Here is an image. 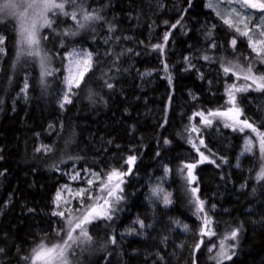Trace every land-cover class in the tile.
Returning a JSON list of instances; mask_svg holds the SVG:
<instances>
[{
    "label": "trees",
    "instance_id": "obj_1",
    "mask_svg": "<svg viewBox=\"0 0 264 264\" xmlns=\"http://www.w3.org/2000/svg\"><path fill=\"white\" fill-rule=\"evenodd\" d=\"M59 2L65 8L50 14L52 27L40 29L47 37L40 56L21 55L16 23L0 19V264H27L41 244L62 243L66 229L52 213L71 173L103 178L129 156L136 160L118 210L92 227L100 253L71 264H216L201 235L205 215L215 239L239 230L236 254L223 264H264V162L257 150L239 157V133L228 131L229 150L217 145L212 127L196 116L226 111L228 90L248 85V66L263 69L248 41L208 10L207 0ZM86 14L100 19L85 21ZM77 49L93 60L61 110L65 56ZM247 89L235 95L245 117L251 110L242 101L254 95ZM193 128L210 161L194 168L203 213L185 168ZM160 184L167 205L165 195H153ZM137 221L145 227L126 238Z\"/></svg>",
    "mask_w": 264,
    "mask_h": 264
},
{
    "label": "snow or ice",
    "instance_id": "obj_2",
    "mask_svg": "<svg viewBox=\"0 0 264 264\" xmlns=\"http://www.w3.org/2000/svg\"><path fill=\"white\" fill-rule=\"evenodd\" d=\"M70 2H75V0H70ZM229 4L233 3V0H227ZM235 3H238L241 8H248L253 10H259L261 13H264V0H235ZM19 5L15 2V0H0V13H7L9 10H14ZM32 4H29L28 7H32ZM206 7L213 9L214 11H217V15L221 16L223 19V22L228 25L230 28L235 27V30L239 32L241 35L248 37L249 40V46L251 47L252 51L256 53L257 57L264 61V39H253V37L250 35V32L253 31L252 28L248 27V24L251 20V17L248 16L246 13H241L237 11L236 9H232L227 14L222 15V13L219 11V0H208V4ZM65 8L64 2H56V0H43V12H41L37 19L33 20L32 23L27 28H22L20 32V44L21 45H27V52L26 54L29 56H40V44L41 39H47V37H41L40 36V28L42 27H52V21L49 19V17L46 15V13L52 9H59L63 11ZM67 15V13H64ZM233 15L237 17H243L239 21L234 22L231 18ZM73 19L76 18V14H72ZM100 19V17L92 15V14H86L84 15V20H96ZM261 23L257 24L255 26V29L259 31V35L261 37H264V15L260 16L258 18ZM243 24L244 28L246 30L241 31L239 27L236 26V24ZM84 25H81L83 27ZM173 27H176V25H173ZM165 42L168 40V35L166 34ZM5 43V36L0 35V45H3ZM231 44L233 47L236 45V40L233 39L231 41ZM155 48H158L163 52V45H156ZM0 51H3L2 48H0ZM21 55L25 54V50L21 49ZM84 59L83 63L90 68L91 67V55L88 53L82 54ZM206 60L209 59L207 56L204 57ZM187 59V58H186ZM44 59L41 60V64H44ZM165 70H167V65H165ZM225 74H228L229 72H232L233 75H236L237 73L233 70V68L230 67H224ZM253 69L252 66L249 65L247 68L246 73H243V79L244 80H251L253 84H255L257 91H264V75L255 76L252 74ZM44 75H51V72L48 70H45L43 73ZM80 79L74 80V79H68L67 85L69 88L72 86L78 87L80 84V80L83 79L84 72L79 73ZM239 78V77H238ZM169 83H171V77H169ZM108 87L111 88L112 85L108 84ZM249 86L245 85L242 88H236V91H244L247 90ZM27 88V83H25V89ZM229 95V102L234 105L232 109H229L228 113L225 112H215V113H209L210 116H216V115H229V113H232L233 115L231 118L234 121V124L236 125H242L240 128L241 131H243L245 128L250 129L253 133H256V135L260 139V149L261 152L264 153V132H258L256 127L253 123L249 122L248 119H240V117L243 115L239 108L235 107V95L232 93L231 89L228 90ZM71 103V100L69 99L68 94L66 93L63 98V103L61 104V107H63L64 104ZM203 117V113H200ZM206 125H211L212 121L208 119H204L203 121ZM231 125L225 124V127H230ZM235 130V129H234ZM192 131H198L196 128H193ZM165 143H168L167 140H165ZM201 144H203V141L201 140ZM50 150V149H49ZM251 150V142H246L245 151ZM39 151V149H38ZM201 155V162L204 160H207V157ZM136 160L135 156H129L128 160L126 161L129 165V168L126 172L119 171L116 169H113L106 177V180L102 183L100 191L106 192V195L103 196H93L88 193V190L81 189L77 192V195L81 198L87 197V199L94 200L95 202L91 205H83L82 207L85 208V211L80 215H72V216H66V211L70 210H57L53 211L52 215L58 216L61 219H65L68 225V231L66 233L67 239L62 240V243L53 244L50 247H45L43 244H41L37 249L33 250V264H35V261L38 259H41L42 257L47 258V264H70L69 255L72 253L73 245H76L78 243H84V242H91L92 237L88 233L87 225L92 224L97 219H103L111 221L113 219L114 213L118 210L116 205L120 203V201L123 199V197L120 195L124 191V189L121 187V185L124 183L123 177L131 173V166L134 164ZM196 167L195 164H186L185 168L188 169V182L189 184H192L195 181V176L192 174V170ZM167 172V169H165ZM79 174H77L78 176ZM76 178V177H74ZM259 179H264V170L261 171ZM95 181L89 180V186L91 187L92 184ZM159 191H162V189H154L153 195H157ZM198 189L192 188L191 192L194 198H196V204H197V211L200 213L205 212L204 208V202L201 201L198 197H196ZM61 200L60 193H57L56 196V207L59 209V201ZM164 203L165 205L171 203L169 196H164ZM31 211V209L29 210ZM79 211V210H77ZM137 223L140 224V227L143 228L145 225L142 221H137ZM211 219L207 215L203 217V226L201 228V235L202 236H212L215 235V233L212 231L211 227ZM185 230H187V226H185ZM74 233H77L76 235H73ZM59 235V233H57ZM239 236V230L234 229L229 234L225 235L223 239L220 240L219 244V252L217 253V264H223L225 260H231L233 255H235L234 251H230L231 249H234L235 245H229L226 243L229 240L235 241L238 239ZM83 238V240H81ZM111 243L115 244L116 239L113 237L111 238ZM200 247V244L196 245V249L198 250ZM211 251V249H209ZM195 264V261H194Z\"/></svg>",
    "mask_w": 264,
    "mask_h": 264
},
{
    "label": "rangeland",
    "instance_id": "obj_3",
    "mask_svg": "<svg viewBox=\"0 0 264 264\" xmlns=\"http://www.w3.org/2000/svg\"><path fill=\"white\" fill-rule=\"evenodd\" d=\"M15 2L19 6L14 10H9L6 14L0 13V19H10V18L13 19V21L16 23L17 29H18V41H17V43H18L19 51L21 53V49L23 48L25 50V53H26L27 52V45H21L19 42L20 38H21L20 32H21L22 28H27L32 23V21L37 19L39 14L41 12H43V0H15ZM56 2H59V0H56ZM147 3L150 5H153L155 7L158 5V0H147ZM29 4H32L33 6L28 7ZM207 4H208V0H207L206 5ZM206 8L208 10H210L211 12H213L223 22V19L221 18V16L217 15V11H214L213 9L208 8V7H206ZM233 8L236 9L237 11L241 12V13H246L248 16L251 17V20L248 24V27L253 29V31L250 32V35L253 37V39H257V38L258 39H264V37H261L259 35V31L255 29V26L257 24L261 23V21L258 18L260 16L264 15V13H261L259 10L248 9L246 7L241 8L238 3H235V0H233L232 4H229L227 2V0H219V11L222 13V15L227 14ZM58 11H59V9H52V10L48 11L46 13V15L49 17L50 14H54L55 12H58ZM231 18L233 19L234 22H236V21H239L240 19H242L243 17L242 16L237 17V16L233 15ZM236 26L239 27L241 29V31L246 30L244 28L243 24L237 23ZM231 29L235 30V27H233ZM237 33H239V32H237ZM239 35H241V34L239 33ZM241 36L244 37L249 43L248 37L243 36V35H241ZM1 46L2 45H0V47ZM83 53L90 54L91 58L93 60V55L91 53H89L88 51L83 50V49L71 50L65 56L63 89H62L61 97H60L59 104H58V106L61 110H63L64 107L67 104H69V103L64 104L63 107H61V104L63 103L64 95L67 93L69 96V99L71 100L73 93L77 89L76 86H72L71 88H69L67 85V80L68 79H74V80L80 79L79 73L84 72V76H85V74L89 70V68L83 63V59H84V57L82 55ZM253 53L256 55L255 52H253ZM257 59L263 64V66H262L263 69L262 70L259 69L257 71H254L252 74L255 76L264 75V61H261L258 57H257ZM92 60H91V63H92ZM80 82H81V80H80ZM247 84L249 86L248 88H250L251 91L254 92V95L251 98H246L245 102L243 100L242 105L244 106V109H250L251 112L246 117L244 115H242L240 117V119H245V118L248 119L249 122L254 124L257 131L260 132L258 130V125L261 122H264V95L262 94V93H264V91L255 90L256 86H255V84L252 83L251 80H247ZM236 88H241V87H238V86L232 87L231 91L234 95H236L239 92V91H236ZM233 107H234V105L232 103H230V108H228L226 111L224 110V111H215V112L228 113L229 109H232ZM235 107L239 108L240 111L242 112V108H241V106H239L237 104L236 99H235ZM215 112H211V113H215ZM209 113H203V117L201 115H199L200 113L197 114L196 116L199 118V122L201 124H203L207 127H212V129H213V133H212L213 140L212 141L216 142L217 145L223 146V148L227 151L230 148V141H231L230 140L231 136L228 134V131L239 133L241 135V151H240L239 157L242 158L245 156H250V155H252L253 151L257 150L260 154V157L262 158V161L264 162V153L261 152L260 139L256 135V133H253L250 129H247V128H245L243 131H241L240 128L242 127V125L234 124V121L231 118V116L233 115L232 113H229V115H216V116H210ZM242 114H243V112H242ZM204 119L211 120L212 121L211 125H206L203 122ZM225 124H228L231 126L225 127ZM201 140L203 141V144H201ZM247 141L251 142V150L246 152L245 147H246ZM204 146H205V140L202 137H199L198 132L194 131L192 134L191 150L184 153V158L187 161L186 164L197 165V164H202V163H209L210 161H209L208 157L202 152V148ZM201 153H203V155L207 157V160H204L203 162H201V155H200ZM127 160H123L121 162H119L117 160L118 165H114L111 168L126 172L129 168V165L126 162ZM134 164H135V162H134ZM132 166H131V168H132ZM263 170H264V166H263ZM186 172H187V181H188L189 177H188V169L187 168H186ZM260 173H261V171H260ZM77 174H79V175L77 176ZM192 174L194 175V169L192 170ZM107 175L103 178H100L98 175H96L90 171H76V172L71 173L68 176L69 182L62 185L60 190L58 191L60 193V196H61V200L58 202L60 205L59 209H57V207H56L55 201H56L57 195L55 196L54 211L70 210V211H66V216L82 214L85 211V208L82 207V204L83 205H91L95 201L87 199L86 196L81 198L80 196L77 195V192L81 189H84V190H88V193L93 195V196L99 197V196L106 195V192H101L100 188H101L102 183L106 180ZM126 176L123 177L124 183L126 181ZM74 177H76V178H74ZM89 180L95 181L91 187L89 186V183H88ZM124 183L121 185L122 188H123ZM193 185H194V182L192 184H190V187L192 188ZM157 189H162V191H159L157 193V195H165V188H164V186H162V184H160L157 187ZM120 195H122V193H120ZM77 210H79V211H77ZM58 218L62 221V224L64 225V227L66 229V233H67L68 225H67L66 220L61 219L60 217H58ZM100 221L101 222L102 221L108 222V220L97 219L92 224L87 225L88 233L91 237H93V235H94L92 233L93 225L97 224ZM202 226H203V219H202ZM134 227H136V228H134ZM210 227L212 229L211 225H210ZM129 228L130 229H128L127 233L124 234V236L126 238H129L132 235V233L136 234L137 231L141 230L140 224L137 222H134L133 225ZM76 234L77 233H74L73 235H76ZM203 238L205 240L209 241V245H208L207 250L209 251V249H211V251H209V252L212 255V261H214L217 264V253L220 250L219 249L220 240L223 239L224 237H222L221 239H217V238L215 239L214 235H212V236H203ZM65 239H67L66 234H65ZM81 240H83V238H81ZM226 243H228L229 245H235L234 249H231L230 251H234L236 254V250H237L236 242L229 240ZM95 244L96 243L93 242V238H92L91 242H84V243H78L76 245H73L72 253L69 255L70 264L72 263L73 257H75V258L77 257V262H78L81 259H91L94 256H96L97 254H99L101 248L95 247L96 246ZM100 246L101 245H99L98 247H100ZM33 254L31 255L27 264H33V259H32ZM233 256H235V255H233ZM225 261H227V260H225ZM35 264H47V258L42 257L41 259L36 260Z\"/></svg>",
    "mask_w": 264,
    "mask_h": 264
}]
</instances>
